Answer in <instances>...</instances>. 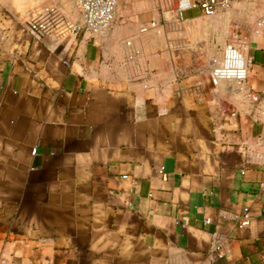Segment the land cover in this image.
<instances>
[{
  "label": "crops",
  "instance_id": "0c3cea01",
  "mask_svg": "<svg viewBox=\"0 0 264 264\" xmlns=\"http://www.w3.org/2000/svg\"><path fill=\"white\" fill-rule=\"evenodd\" d=\"M263 6L232 0L248 76L214 83L154 0L98 35L78 0H0V264H264Z\"/></svg>",
  "mask_w": 264,
  "mask_h": 264
},
{
  "label": "built area",
  "instance_id": "2783aa9c",
  "mask_svg": "<svg viewBox=\"0 0 264 264\" xmlns=\"http://www.w3.org/2000/svg\"><path fill=\"white\" fill-rule=\"evenodd\" d=\"M118 0H78L81 16L78 22L71 26V30L77 34L89 32L92 35L105 33L112 27L116 17V7ZM232 0H180L179 14L183 15V10L189 7L199 6L203 13L208 16H214L221 9H227L231 6ZM32 28L39 31H47L51 28L48 20H37L32 22ZM256 26L264 31V6L263 14L257 19ZM222 63L217 67H211V77L214 83L222 79L234 78L243 82L249 71V57L244 49L233 44L227 43L224 48ZM254 100L258 99V94L251 93ZM36 152V148H33ZM240 226H249L252 221L250 207L245 206L244 210L238 216ZM210 221L209 218L206 220ZM214 250L218 256H222L223 251L220 243H216Z\"/></svg>",
  "mask_w": 264,
  "mask_h": 264
},
{
  "label": "rangeland",
  "instance_id": "374dc122",
  "mask_svg": "<svg viewBox=\"0 0 264 264\" xmlns=\"http://www.w3.org/2000/svg\"><path fill=\"white\" fill-rule=\"evenodd\" d=\"M154 1L160 13L159 22L161 24L166 23V26L168 27L167 29L172 34V36L177 38V40L180 42H183L184 47H190V50L196 55L198 59V64H203L205 68L209 58L211 60L212 66L214 58L216 59V55L214 54L213 50L214 46H217L218 50L222 49L224 53L225 44L234 42L236 40L234 36L240 32L237 27L241 16L238 17V15H233L228 22V35L226 41L224 44L220 42L219 36L223 31L222 29H224L222 27L223 21L225 20L224 14L226 11L230 10L231 7L227 9H221L217 14H215V16H218L221 20V24L217 31H213L205 24V20L212 16L204 14L200 16V18L196 19H182L180 15H178L180 0ZM199 13V7L184 10L186 17H192ZM195 22H197V24H194ZM200 24L203 27H197L200 26ZM212 66H209L208 68L211 69Z\"/></svg>",
  "mask_w": 264,
  "mask_h": 264
}]
</instances>
